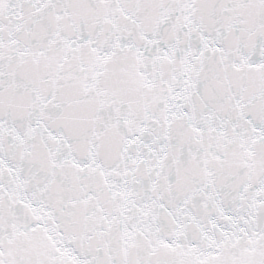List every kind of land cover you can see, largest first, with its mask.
Listing matches in <instances>:
<instances>
[{"label": "snow or ice", "instance_id": "snow-or-ice-1", "mask_svg": "<svg viewBox=\"0 0 264 264\" xmlns=\"http://www.w3.org/2000/svg\"><path fill=\"white\" fill-rule=\"evenodd\" d=\"M0 264H264V0H0Z\"/></svg>", "mask_w": 264, "mask_h": 264}]
</instances>
